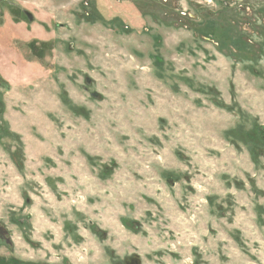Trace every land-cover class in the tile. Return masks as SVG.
<instances>
[{"label":"rangeland","instance_id":"1","mask_svg":"<svg viewBox=\"0 0 264 264\" xmlns=\"http://www.w3.org/2000/svg\"><path fill=\"white\" fill-rule=\"evenodd\" d=\"M0 264H264V0H0Z\"/></svg>","mask_w":264,"mask_h":264}]
</instances>
